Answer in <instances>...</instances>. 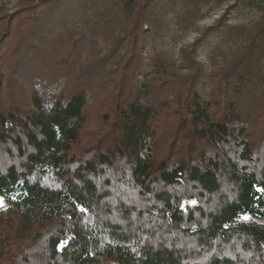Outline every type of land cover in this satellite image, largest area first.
<instances>
[{
    "label": "trees",
    "instance_id": "16d2710c",
    "mask_svg": "<svg viewBox=\"0 0 264 264\" xmlns=\"http://www.w3.org/2000/svg\"><path fill=\"white\" fill-rule=\"evenodd\" d=\"M227 1L0 0V264H264V0L151 46Z\"/></svg>",
    "mask_w": 264,
    "mask_h": 264
},
{
    "label": "rangeland",
    "instance_id": "374dc122",
    "mask_svg": "<svg viewBox=\"0 0 264 264\" xmlns=\"http://www.w3.org/2000/svg\"><path fill=\"white\" fill-rule=\"evenodd\" d=\"M234 0L227 1L219 6L205 5L201 8V15L190 23H187L186 28L182 29L175 24L172 14L169 13L165 19V28L157 35L155 42L151 46L157 48V50H163L166 54L175 60L176 64L181 63L182 51L189 48V46L202 34V32L209 27L214 26L221 18L224 12L227 10L228 14L225 19L226 24L233 27H245L252 28L259 18V13L255 9L241 8L240 6H232ZM16 0H10L9 8H13ZM160 4V3H159ZM229 8V10H228ZM172 12V11H171ZM238 31H234L233 34L237 35ZM238 38V36H230L226 42H220L218 45H213L215 39L205 44L198 52V60L206 65L209 70H215L219 72L226 66H231L236 57L240 55L238 48L236 49L235 43L231 41L232 38ZM87 53L82 54V63L87 61ZM262 61H259V65ZM179 69V68H178ZM179 76L187 74V70L184 68L179 69ZM264 70V66H263ZM56 85L50 83L48 88ZM88 129L94 128L93 123L90 121ZM6 207L4 200L3 209Z\"/></svg>",
    "mask_w": 264,
    "mask_h": 264
},
{
    "label": "snow or ice",
    "instance_id": "6c2138e0",
    "mask_svg": "<svg viewBox=\"0 0 264 264\" xmlns=\"http://www.w3.org/2000/svg\"><path fill=\"white\" fill-rule=\"evenodd\" d=\"M258 191H261L262 193H264V189H258ZM13 199H15V197H12ZM193 204L195 203L194 201L192 202ZM4 206V198L3 196H0V207ZM242 219L247 220L249 219L248 216H243Z\"/></svg>",
    "mask_w": 264,
    "mask_h": 264
}]
</instances>
